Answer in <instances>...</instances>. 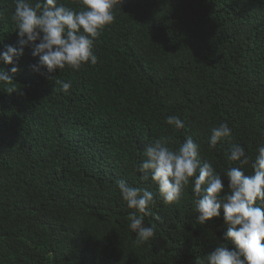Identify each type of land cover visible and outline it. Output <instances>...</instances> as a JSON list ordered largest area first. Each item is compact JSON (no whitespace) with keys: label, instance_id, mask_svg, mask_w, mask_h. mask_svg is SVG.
<instances>
[{"label":"trees","instance_id":"1","mask_svg":"<svg viewBox=\"0 0 264 264\" xmlns=\"http://www.w3.org/2000/svg\"><path fill=\"white\" fill-rule=\"evenodd\" d=\"M14 10L15 0H0V50L20 47ZM114 15L94 42L95 65L37 73L31 46L18 72L0 62L12 79L0 82V264H197L233 247L222 240V209L200 225L191 183L166 204L138 165L160 138L176 148L191 137L201 163L222 175L239 166L227 159L230 144L255 158L264 144V0H122ZM57 80L71 82L68 93ZM169 115L184 128L168 125ZM225 121L231 140L210 149ZM121 180L154 196L149 242L135 243Z\"/></svg>","mask_w":264,"mask_h":264},{"label":"clouds","instance_id":"2","mask_svg":"<svg viewBox=\"0 0 264 264\" xmlns=\"http://www.w3.org/2000/svg\"><path fill=\"white\" fill-rule=\"evenodd\" d=\"M121 3L122 0H79L82 8L76 11L59 0H36L34 4L29 0H15L14 20L20 47L5 45L0 50V62L12 65L11 73L18 72L16 58L23 55L24 46H31V54L38 61L29 67L37 73L42 68L52 74L66 67L78 71L84 65H95L98 57L93 51L94 42L114 22V10ZM11 80L0 72V82ZM56 84L65 93L72 87L70 81L57 80ZM166 123L175 130L184 128V121L178 115L167 116ZM232 135L228 123H220L211 130L209 148H216L221 140L230 141ZM198 149L199 145L191 137L176 148L170 147L165 138L156 139L146 147V159L139 163L138 170L142 179L150 176L166 204L178 202L191 183L196 221L200 225L221 216L223 210L227 230L222 233V240L230 241L233 247L216 246L206 256L197 258V264H264V144L258 147L254 159L246 154L243 146L230 144L227 159L239 166L228 167L223 175L207 160L201 163ZM248 165L251 174L244 171ZM118 189L127 207L136 210L129 216L135 243L151 241L155 226H146L144 216L156 202L152 192L130 186L123 180L118 182Z\"/></svg>","mask_w":264,"mask_h":264}]
</instances>
